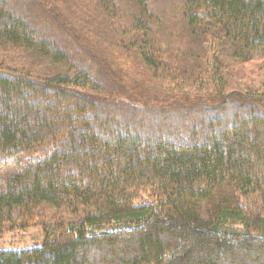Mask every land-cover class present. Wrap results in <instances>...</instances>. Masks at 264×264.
<instances>
[{"label":"trees","instance_id":"1","mask_svg":"<svg viewBox=\"0 0 264 264\" xmlns=\"http://www.w3.org/2000/svg\"><path fill=\"white\" fill-rule=\"evenodd\" d=\"M60 1L0 0V264H264V0Z\"/></svg>","mask_w":264,"mask_h":264},{"label":"rangeland","instance_id":"2","mask_svg":"<svg viewBox=\"0 0 264 264\" xmlns=\"http://www.w3.org/2000/svg\"><path fill=\"white\" fill-rule=\"evenodd\" d=\"M60 1V0H59ZM61 2V1H60ZM92 0H76V2H73L70 6V9L68 11V15L67 18L69 20H71L72 22L76 20H73V16L75 14V11L79 12V11H84L87 12L85 10V8H88L89 5H91ZM172 5H175V2L172 0ZM56 8H58L60 10V6L59 5H55ZM83 13V12H82ZM85 15H87L86 13H84ZM88 16L91 17V15L88 12ZM82 17V14H81ZM97 20V19H95ZM84 22H88L87 20ZM79 23H81L79 21ZM83 27V26H82ZM103 30L101 31H97V38L98 41L100 43V41H103L104 36L106 35V33ZM105 34V35H104ZM112 30H111V37H112ZM117 36V35H116ZM119 37V36H117ZM75 43H79L81 45H83L85 38H84V33L77 30L76 34H75ZM116 40V39H115ZM113 42V40H112ZM84 46V45H83ZM107 50L109 51L110 56H114L115 55V51L107 48ZM24 54H19L16 51H13L11 53H7L3 55L4 60L7 62L8 65L11 64V62L14 63V65H16L17 67L21 66V57ZM12 57V59H10V57ZM15 56V57H14ZM116 56V55H115ZM114 56V57H115ZM107 58L108 62H115L113 60V58ZM138 59V58H137ZM257 62L253 63V64H249L252 65V70L251 73L253 74H263V72L258 71V64L254 66V64H256ZM124 64H130L133 66L137 67V63L134 61H127L124 62ZM114 66H118L117 69H119V72H123L121 68H124L123 66H121V64H117ZM37 69L39 68V66L36 67ZM249 73V71H248ZM250 79H253L252 76H250ZM9 171H11L13 169V165L10 164L9 162ZM43 242V232L42 229L40 228V226H36V227H27L25 229H14L13 231L11 230H5L4 233L2 234V237L0 238V250H11V251H19V250H25V249H31V248H36V247H40L42 245Z\"/></svg>","mask_w":264,"mask_h":264}]
</instances>
